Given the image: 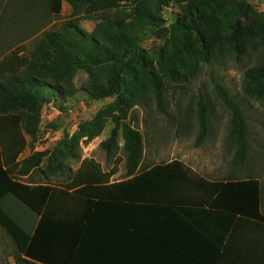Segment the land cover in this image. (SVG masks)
<instances>
[{
  "label": "trees",
  "instance_id": "obj_1",
  "mask_svg": "<svg viewBox=\"0 0 264 264\" xmlns=\"http://www.w3.org/2000/svg\"><path fill=\"white\" fill-rule=\"evenodd\" d=\"M62 1L49 0L50 11L59 13ZM65 1L71 12L58 27L43 28L22 54L19 51L25 46L20 45L0 58V225L15 242L16 263L127 264L121 255L125 251L132 256L141 254L143 264H175V255L185 256L192 264L227 262L235 251L230 248L225 229L218 246L211 249L219 260L216 257L217 261L207 262L202 260L207 254L204 255L205 247L198 242L188 244L186 252L178 246H168L173 240L168 226L174 218L154 209L196 207L209 219L216 213L225 214L227 219L239 214L258 220L264 227L260 180L234 173L210 178L178 158L143 164V135L128 121V112L153 98L158 110L167 114L166 82L180 85L196 73L200 64L226 58H253L244 69L242 87L246 94L264 103V10L253 3L258 0ZM172 1L179 13L169 25L167 39L154 61L144 42L164 26L162 10ZM89 18L96 19L90 31L79 23ZM36 26L40 29L41 24ZM27 31L35 35L32 27ZM79 70L86 72L87 79L76 86L74 76ZM213 82L230 111L232 163L242 166L250 154L246 116L228 89ZM43 90L62 99L79 90L92 99L113 97L94 118L79 123L62 153L64 157L79 158L75 148L80 146V139L86 142L98 136L108 117L114 115L109 134L100 141L106 159H113L108 169L84 156L62 182L52 180L64 169L61 159L49 148L34 149L42 107L49 101ZM197 123L195 144L200 145L210 128L208 106L201 93L197 98ZM59 125L49 123L52 129ZM180 126L184 132L190 127L187 121ZM24 134L30 138L31 151L18 159L27 143ZM120 147L125 154L126 177L111 181L122 160L117 154ZM31 173H38L44 180H25L24 176ZM9 194L38 215L33 231L1 205ZM185 222L193 231L199 229L198 219ZM138 227L143 242L133 239ZM121 233H126L127 245L133 246L117 244ZM105 239L117 240L105 246ZM204 246L209 249L212 245ZM237 256L244 258V254ZM263 263L264 258L256 264Z\"/></svg>",
  "mask_w": 264,
  "mask_h": 264
},
{
  "label": "rangeland",
  "instance_id": "obj_2",
  "mask_svg": "<svg viewBox=\"0 0 264 264\" xmlns=\"http://www.w3.org/2000/svg\"><path fill=\"white\" fill-rule=\"evenodd\" d=\"M259 10H264V0L253 1ZM71 12L70 4L63 0L61 10L55 14L49 9V0H0V49L1 43L19 42L24 38L22 31L35 29V35L23 41V45L30 47L32 41L40 34L43 28H56L67 19ZM179 13L175 2H170L162 10L165 18L164 26L174 21ZM80 25L90 31L96 19H81ZM37 27L36 25H40ZM25 27V28H24ZM38 29H36V28ZM21 36V37H20ZM3 39V40H2ZM19 39V40H18ZM167 35H154L148 37L144 45L155 61ZM253 59V58H251ZM226 58L222 62L217 60L200 64L196 73L188 80L178 85L166 82V93L169 101L168 113L164 114L157 108L153 98L143 102L142 106H134L128 112V121L138 128L144 140L143 164H154L172 158H178L189 164L201 174L218 178L234 173L237 177L253 175L258 177L262 186L264 197V103L261 99L246 94L242 87L244 69L253 60ZM87 79L86 72L79 70L74 76L76 86H81ZM214 80L222 83L241 105L246 116L250 154L242 166L232 163L234 148L228 137L230 111L218 95ZM49 96V101L43 105L42 119L34 149L49 148L59 156L64 169L58 171L52 180L62 182L63 177L72 173L84 156L99 161L103 169L113 164V159H106L105 150L100 141L110 132L114 124V115L109 116L102 132L89 141L80 139V146L75 148L79 158L62 156L64 145L69 143L71 135L78 128L80 122L94 118L113 97L98 99L88 98L84 91H77L72 97L62 99L51 91L43 90ZM202 94L206 100L209 111L210 128L207 138L200 144H195L197 123V98ZM189 123V130L184 132L180 124ZM59 122L57 129L49 127V123ZM119 144H122L121 139ZM31 151V150H30ZM117 154L122 158L118 164L120 170L113 178L126 176L124 166V151L120 147ZM31 177V178H30ZM44 180L38 173H32L28 178ZM10 201V202H9ZM1 205L25 228L32 223L36 214L17 197L9 194L1 200ZM264 211V201L262 204ZM1 234V238L3 239ZM6 243V239H3ZM11 242H9V245ZM0 243L1 264H23L13 262L11 246ZM6 251V252H5ZM8 251V252H7Z\"/></svg>",
  "mask_w": 264,
  "mask_h": 264
},
{
  "label": "crops",
  "instance_id": "obj_3",
  "mask_svg": "<svg viewBox=\"0 0 264 264\" xmlns=\"http://www.w3.org/2000/svg\"><path fill=\"white\" fill-rule=\"evenodd\" d=\"M55 14H58V13H55ZM26 29H28V28H25L24 30H26ZM22 34H23L24 38L20 39L21 41H19L18 43L15 41L9 42V43H1L2 45H4V50H2L3 48L0 49V58L3 55H5L6 53H8L9 50L16 48L17 46L23 45V41L24 40L26 41L29 37L32 36V35H28V31H26V33H24L22 31ZM26 48H28V47L25 46L24 48H22L19 51V53L22 54L23 52H25ZM42 109H43V107H42ZM24 137H25V140L27 141V143L25 144L23 150L19 153L18 159L28 155L30 153V150H31L29 145H28V141L30 139L29 136L27 134H24ZM119 170H120V168H118L117 172H115L111 176V181L120 180V179H123L126 177V176H123V177L113 178V176L115 174H117ZM31 174L24 176V178H28V176H30ZM30 178L25 179V180H29L32 182H41L39 180V178H37V177H35L33 179H30ZM41 178L43 179V177H41ZM154 211L165 212L168 214V216L170 215V218H171V216L174 218L171 227L168 226V228L171 230V232L173 234V240H170L167 243L168 246H172V245L178 246L181 248V250L184 249V252H186L185 247L188 244H195L196 242H198V245H200V246L203 245V247H205L204 255L207 253L206 257L203 256L202 260L208 262L211 259L210 261H214V259L216 257H218V260H219L218 254L214 253V250L212 251L211 249L218 246V241L222 237L221 236L222 235L221 233H223L222 230L225 229V234L229 237L228 241L230 243V248L232 251H235V254H234L235 256H232V258H228L227 262L225 261L224 263H218V264H256V263H258V261H260L261 259L264 258V235H263L264 234V227L262 225H260V224H262L261 222H259L258 220L254 219V218L245 217V216H241V215L237 214V215L227 219L225 214L216 213L214 215V217L209 219L206 212L197 210L196 207H192V208L188 207L185 209L183 207L181 210H178V211H175L174 208L169 209L168 207H164L162 209H154ZM172 211L176 212V214H180V216L174 217L172 215L173 214ZM37 219H38V215L36 214V217L32 220V223L28 226V228H27L28 230H30V231L34 230V228L36 226ZM195 219H198V221H200L198 223L199 229L197 231H193V229H190L188 223L185 222L186 220L192 222V221H195ZM106 228H109V226L107 225ZM114 228L115 227L112 226L111 229H114ZM180 230H183V231L181 232ZM135 231H137V234H138L137 237L136 238L130 237V238H133L134 240L135 239L136 240L141 239V242H143V238H142L143 234L141 233V231H142L141 228L138 227V228H136ZM1 234L4 235L3 239H6L7 246L9 245V242H11V244L9 245V246H11V252L7 251L8 252V258L11 255L13 262H16V258H15V256H16V245H15V242H14L13 238L11 237V235L6 231V229L2 225H0V243L2 245H4L6 243L1 238ZM121 235H122L121 238L118 239L120 243L118 242L117 244L121 245V247L133 246L132 244L127 245L129 240L126 237L127 236L126 233H121ZM257 236H258V239L256 241ZM94 240H96V239H94ZM116 240L117 239H109V240L105 239V241H103V244L105 246L109 245L110 243L113 244ZM137 241H139V240H137ZM223 243H225V240L223 241ZM206 244H211L212 246L209 249H207V246H204ZM182 246H183V248H182ZM135 247H137V246H135ZM123 249L121 250V252L123 251ZM136 252H138V251H135V254H136ZM254 253H256V254H254ZM239 254L240 255L244 254V258H242L241 256H237ZM121 255H123L124 262H127V264H128V260H129V262H131V264H143L141 254L138 256H136V255L132 256V255H128L127 252L125 251V252H122ZM210 255H215V257L212 258V256H210ZM174 260L175 261H173V262H175V264H177V263L187 264L186 262H188V264H192L191 261L188 258H186L185 256L176 257V255H175ZM215 261H217V260L215 259ZM73 264H77V263H73Z\"/></svg>",
  "mask_w": 264,
  "mask_h": 264
},
{
  "label": "water",
  "instance_id": "obj_4",
  "mask_svg": "<svg viewBox=\"0 0 264 264\" xmlns=\"http://www.w3.org/2000/svg\"><path fill=\"white\" fill-rule=\"evenodd\" d=\"M169 28L167 26H162L154 31V35L158 36L162 33L168 32Z\"/></svg>",
  "mask_w": 264,
  "mask_h": 264
}]
</instances>
